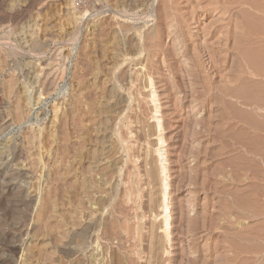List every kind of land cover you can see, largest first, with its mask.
<instances>
[{
    "label": "rangeland",
    "instance_id": "374dc122",
    "mask_svg": "<svg viewBox=\"0 0 264 264\" xmlns=\"http://www.w3.org/2000/svg\"><path fill=\"white\" fill-rule=\"evenodd\" d=\"M0 97V264H264V0H0Z\"/></svg>",
    "mask_w": 264,
    "mask_h": 264
},
{
    "label": "bare ground",
    "instance_id": "6f19581e",
    "mask_svg": "<svg viewBox=\"0 0 264 264\" xmlns=\"http://www.w3.org/2000/svg\"><path fill=\"white\" fill-rule=\"evenodd\" d=\"M32 5V4H31ZM25 8H26V6H25ZM75 36V35H74ZM78 36V35H77ZM32 40V39H31ZM38 41V40H37ZM30 42H33V40L32 41H30ZM35 42V41H34ZM36 43V44H35ZM34 43V46L35 47H37V46H39V48H37L38 50L40 49V45L42 44H40V45H38L37 43L38 42H35ZM52 43V42H51ZM32 43H30V45H31ZM54 44V43H53ZM45 45V44H44ZM55 45V44H54ZM32 46V45H31ZM34 47V48H35ZM4 48V47H3ZM32 48V47H31ZM41 48H43V47H41ZM60 48V47H59ZM29 50H30V48H29ZM32 50V49H31ZM30 50V52H32ZM36 50V49H35ZM34 50V51H35ZM42 51H43V49H41ZM41 50H39V53H40V51ZM33 51V52H34ZM41 51V52H42ZM44 53V52H43ZM54 53H56V52H54ZM12 54V52L10 51V55ZM30 54V53H29ZM35 54V53H34ZM34 54H32V56L34 55ZM42 54V53H41ZM36 56V55H35ZM56 56V55H55ZM54 55H53V57H55ZM36 57H38V56H36ZM40 57V56H39ZM45 57V56H44ZM48 58V57H47ZM43 59V58H42ZM50 59V58H49ZM52 60V59H51ZM50 60V61H51ZM37 61H38V59H37ZM49 61V60H48ZM55 61V60H54ZM51 71H53V70H51ZM42 72V71H41ZM50 72V71H49ZM48 73V72H47ZM51 74V73H50ZM53 74V73H52ZM39 75V74H38ZM48 76V75H47ZM50 76V75H49ZM43 77V76H42ZM45 77H46V75H45ZM51 77V76H50ZM40 79V78H39ZM51 82L53 81V80H50ZM58 81V80H57ZM40 82V81H39ZM42 83V82H41ZM49 83V82H48ZM55 84V83H54ZM51 85V84H50ZM42 86V85H41ZM49 86V85H48ZM52 86V85H51ZM45 87V86H44ZM42 88V87H41ZM47 88V87H46ZM41 90V89H40ZM40 90H38V91H40ZM46 92H48V91H46ZM42 94V93H41ZM46 95V94H45ZM1 98V97H0ZM1 100V99H0ZM2 101V100H1ZM1 106V105H0ZM16 117H18V116H16ZM22 119V118H21ZM15 120V119H14ZM13 121V120H12ZM14 122V121H13ZM158 124V126L160 125V123L158 122L157 123ZM162 128V127H161ZM9 129V128H8ZM162 136V135H161ZM163 138V137H162ZM160 141V148L158 149V155H159V158H160V167H161V173H162V182H161V184H162V195H163V200H162V215H163V224H164V232H165V234H166V236H168L169 235V230H170V218H171V213H170V201H169V194H168V192L170 191L169 190V180L168 179H170V178H168L170 175L168 174V167H167V162H166V158H165V155H164V151H163V148H161V146H162V144H163V140L162 139H160L159 140ZM163 147V146H162ZM169 175V176H168ZM5 223H6V221H4L3 223H1L0 224V226L2 227V226H5ZM25 226H26V221H22V223H21V227L22 228H25ZM7 236H9V235H7ZM6 236V237H7ZM10 238V237H9ZM12 239V238H11ZM9 241H10V239H8ZM8 247V246H7ZM9 248V247H8ZM13 252V254H14V251H16V250H13V249H8V252ZM12 254V253H11ZM9 260V259H8ZM11 260V259H10ZM9 264H11V263H9Z\"/></svg>",
    "mask_w": 264,
    "mask_h": 264
}]
</instances>
